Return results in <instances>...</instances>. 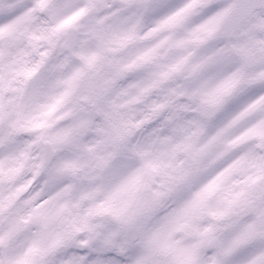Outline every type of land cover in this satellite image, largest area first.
<instances>
[{
    "label": "clouds",
    "instance_id": "clouds-1",
    "mask_svg": "<svg viewBox=\"0 0 264 264\" xmlns=\"http://www.w3.org/2000/svg\"><path fill=\"white\" fill-rule=\"evenodd\" d=\"M0 264H264V0H0Z\"/></svg>",
    "mask_w": 264,
    "mask_h": 264
}]
</instances>
